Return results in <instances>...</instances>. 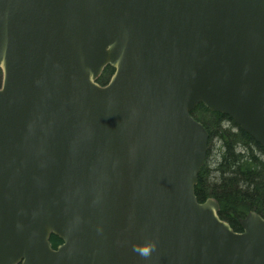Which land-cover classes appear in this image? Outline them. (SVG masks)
<instances>
[{
    "label": "water",
    "instance_id": "95a60500",
    "mask_svg": "<svg viewBox=\"0 0 264 264\" xmlns=\"http://www.w3.org/2000/svg\"><path fill=\"white\" fill-rule=\"evenodd\" d=\"M0 70V264H264L263 217L196 197L191 115L264 148V0H0Z\"/></svg>",
    "mask_w": 264,
    "mask_h": 264
},
{
    "label": "trees",
    "instance_id": "16d2710c",
    "mask_svg": "<svg viewBox=\"0 0 264 264\" xmlns=\"http://www.w3.org/2000/svg\"><path fill=\"white\" fill-rule=\"evenodd\" d=\"M108 67L99 79L104 84L113 74ZM209 134L208 153L195 193L204 203L215 199L219 217L241 232V222L254 212L264 218V148L231 118L200 104L191 113ZM53 249L62 241L51 237Z\"/></svg>",
    "mask_w": 264,
    "mask_h": 264
},
{
    "label": "clouds",
    "instance_id": "9594fccd",
    "mask_svg": "<svg viewBox=\"0 0 264 264\" xmlns=\"http://www.w3.org/2000/svg\"><path fill=\"white\" fill-rule=\"evenodd\" d=\"M141 251H142V253H143L144 255H147L148 252H149V249H148V248H143Z\"/></svg>",
    "mask_w": 264,
    "mask_h": 264
},
{
    "label": "flooded vegetation",
    "instance_id": "af4514ba",
    "mask_svg": "<svg viewBox=\"0 0 264 264\" xmlns=\"http://www.w3.org/2000/svg\"><path fill=\"white\" fill-rule=\"evenodd\" d=\"M1 80H2V72L0 70V84H1Z\"/></svg>",
    "mask_w": 264,
    "mask_h": 264
}]
</instances>
